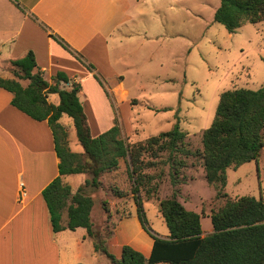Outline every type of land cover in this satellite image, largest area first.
Segmentation results:
<instances>
[{
  "label": "trees",
  "instance_id": "1",
  "mask_svg": "<svg viewBox=\"0 0 264 264\" xmlns=\"http://www.w3.org/2000/svg\"><path fill=\"white\" fill-rule=\"evenodd\" d=\"M214 21L229 33L246 22H262L264 0H220ZM50 36L68 49L56 35L50 33ZM7 68L14 77L0 76V88L12 94L11 104L35 120H46L52 131L59 158L58 175L41 194L53 231L85 228L93 241L94 251L104 253L111 264H264V197L257 199L244 195L233 198L225 191L228 168L236 169L250 161L258 162L264 145V85L255 90L240 87L221 92L214 117L202 131L201 149L195 155L201 159L205 180L215 187L216 196L224 199L221 206L210 212L212 232L201 235V214L187 209L178 199V189L174 188L169 197L158 203V211L168 230V234L161 237L148 225L140 192L149 198L156 194L160 182L157 179L161 174L154 176L147 170L158 165V153L161 151L168 152L162 163H170L172 184L178 183L179 169L184 164L175 158V154H192L179 146L185 132L175 127L130 143L120 137V126L115 119L113 126L94 136L79 97L81 86L65 72L57 71L51 76V81L46 80L31 50L22 57L11 59ZM51 93L58 95L57 104L48 101ZM64 114L72 118L83 152H73L68 148V131L58 122ZM120 158L127 165L136 215L142 228L153 239L148 256L124 244L119 257H116L109 251L106 238L93 228L91 211L94 200L88 189L100 188V177L116 170ZM80 173H88L90 177L73 192L61 177ZM111 191L118 197L126 195L115 186ZM103 203L104 211L108 212L106 201ZM64 211L66 224L62 225Z\"/></svg>",
  "mask_w": 264,
  "mask_h": 264
},
{
  "label": "rangeland",
  "instance_id": "2",
  "mask_svg": "<svg viewBox=\"0 0 264 264\" xmlns=\"http://www.w3.org/2000/svg\"><path fill=\"white\" fill-rule=\"evenodd\" d=\"M219 4L220 0H137L130 9L135 20L133 24L137 28L144 26L149 38L144 48V68L138 70L136 76L125 74L128 102L113 101L112 95L105 91L104 82L99 81L101 78L93 76L110 102L114 119L120 126V137L127 142H138L175 127L186 134L179 146L192 154H175V158L184 164L179 169L178 183L172 184L170 163H162L168 152L161 151L158 165L147 170L154 176L161 174L157 179L160 182L156 194L149 198L140 192L148 225L158 235L168 234L158 211L159 200L169 197L174 188L178 189V199L187 209L201 214V235L212 232L210 212L221 206L224 199L218 198L215 187L205 180L201 159L195 155L201 149L202 131L214 117L221 92L240 87L255 90L264 85V21L246 22L229 33L214 21ZM76 59L88 68L81 59ZM0 65L4 66L3 71H8L6 64L0 62ZM84 87L90 101L96 100L93 93L89 94V86ZM83 96L79 94L80 100L86 105L89 116L95 118L98 107L91 108V102L87 104ZM48 98L53 104L59 101L55 93L49 94ZM115 107L119 108L116 110L118 116ZM58 122L68 131V148L83 152L72 118L64 114ZM259 160V167L255 161H250L237 169L226 170L225 190L229 195L264 197V191L261 194L258 186L259 176L264 182L263 153H260ZM127 170L126 162L120 158L116 170L102 174L100 188L88 189L94 200L91 211L93 228L102 233L109 251L112 248L113 252L117 250V244L120 247V242L113 244L114 231L120 220L136 216ZM89 177L88 173L68 175L64 183H70L74 190L76 181L83 182ZM112 186L126 195L115 196ZM105 201L108 212L104 211ZM124 227L128 234L131 232L130 237L135 243L142 242L133 233L130 221L125 222ZM76 232L73 236L81 232L85 234L86 230L78 228ZM85 251L82 256L84 264H111L104 253L94 251L91 239L85 240Z\"/></svg>",
  "mask_w": 264,
  "mask_h": 264
},
{
  "label": "crops",
  "instance_id": "3",
  "mask_svg": "<svg viewBox=\"0 0 264 264\" xmlns=\"http://www.w3.org/2000/svg\"><path fill=\"white\" fill-rule=\"evenodd\" d=\"M136 1L0 0V62L8 66L11 59L31 50L46 80L51 81L57 71L65 72L80 84L79 94L84 95L87 104L90 98L84 86H89V94L96 96V100L90 101L91 108L96 105L99 109L95 118L89 116L81 102L91 132L97 136L114 125L115 116L93 76H99L106 93L122 104L128 102L125 74L136 76L144 68V48L149 36L144 26L138 29L133 24L130 9ZM50 33L60 38L68 49ZM77 56L92 68H85ZM3 68L0 65L1 77H14ZM11 98L9 91L0 88V264H84L85 240L91 238L83 232L73 236L82 227L53 231L41 194L58 175L59 158L52 131L46 120H35L14 107ZM116 108L118 116L119 108ZM261 153L264 154V145ZM259 164L258 158L256 165ZM66 176L61 177L63 182ZM84 181H76L77 188ZM258 186L262 194L264 182L260 176ZM71 189L76 190L72 186ZM64 214L62 225L66 224V211ZM127 221L141 239L140 244L129 237L131 232L125 231ZM115 242H120L115 252L111 248L116 257L124 244L148 256L153 239L136 215L120 220L114 231Z\"/></svg>",
  "mask_w": 264,
  "mask_h": 264
}]
</instances>
